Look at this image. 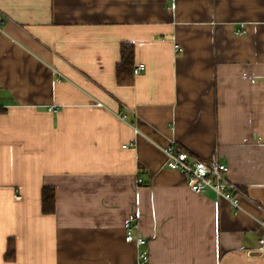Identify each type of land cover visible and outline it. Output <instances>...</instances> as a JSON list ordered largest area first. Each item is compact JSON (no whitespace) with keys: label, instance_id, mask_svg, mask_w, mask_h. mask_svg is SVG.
<instances>
[{"label":"crops","instance_id":"crops-1","mask_svg":"<svg viewBox=\"0 0 264 264\" xmlns=\"http://www.w3.org/2000/svg\"><path fill=\"white\" fill-rule=\"evenodd\" d=\"M0 16V264H264V0H0ZM125 49L145 70L119 84ZM172 141L225 164L240 209L167 168Z\"/></svg>","mask_w":264,"mask_h":264},{"label":"built area","instance_id":"built-area-1","mask_svg":"<svg viewBox=\"0 0 264 264\" xmlns=\"http://www.w3.org/2000/svg\"><path fill=\"white\" fill-rule=\"evenodd\" d=\"M0 23L2 19L0 16ZM145 70L144 65L140 64L133 68V75H138ZM101 105V104H98ZM50 110H53L50 108ZM122 121H125V115H119ZM166 158V167L172 170H178L184 173L191 181L190 189L194 193L202 194L211 191L219 199L228 202L233 209H240L239 198L245 197L243 192L228 178V167L218 161L216 156L203 161L192 156L188 151L180 148L172 141L164 150ZM140 183L141 181L138 180ZM20 199V197H16ZM264 226V223H262ZM127 243H135L137 246H144L145 240L134 237L132 229L128 228L125 235ZM264 251V239L256 252ZM144 255L141 254L140 258Z\"/></svg>","mask_w":264,"mask_h":264},{"label":"trees","instance_id":"trees-1","mask_svg":"<svg viewBox=\"0 0 264 264\" xmlns=\"http://www.w3.org/2000/svg\"><path fill=\"white\" fill-rule=\"evenodd\" d=\"M126 50V51H125ZM122 52L123 62L120 67L117 69V81L119 84H129L130 83V74H132L133 68L130 65V59L132 53L131 50L125 49ZM55 194L54 189L51 187H44L41 190V209L42 213L46 215H51L54 213L55 209ZM5 259L11 261L14 259V248L12 243H8V248L6 251Z\"/></svg>","mask_w":264,"mask_h":264}]
</instances>
